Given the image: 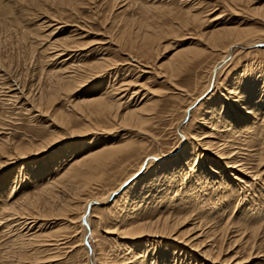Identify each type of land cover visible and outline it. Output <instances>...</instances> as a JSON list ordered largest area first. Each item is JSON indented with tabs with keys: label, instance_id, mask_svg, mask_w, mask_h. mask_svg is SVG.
<instances>
[{
	"label": "rangeland",
	"instance_id": "1",
	"mask_svg": "<svg viewBox=\"0 0 264 264\" xmlns=\"http://www.w3.org/2000/svg\"><path fill=\"white\" fill-rule=\"evenodd\" d=\"M263 7L264 0H71L68 4L60 0L53 3L48 0H0V145L6 142L7 153L15 146L29 153L26 157L12 153L10 160L0 157V264H89L91 259L98 264H137L135 257L145 253L144 264H153L154 260V264H264V219L262 226L258 225V214L251 212L254 206H264V172L260 170L262 164L255 151L259 135L249 128L251 120L256 118L223 98V93L228 95L234 84L243 87L257 81L259 87L253 96L261 95L264 99V46L260 44L238 51L221 70L218 87L212 91L211 86L204 94L214 93L216 99L212 103L217 102L218 107L224 101L227 106L232 105L231 113L227 106L225 108L227 121L212 124L210 108L204 104L207 98L202 101L204 105L199 104L204 96L198 98L192 114L183 121L188 124L189 134L210 132L208 136L211 137L206 138L220 141L218 149L233 151V157L239 159L238 168L228 167L219 155L213 158L212 150L216 147L208 151L204 145L197 146L199 158L192 159L184 171L194 168L195 177L201 173L200 183L190 185L194 178L188 173L187 182L174 180L177 189L180 188L178 193L154 192L156 196L148 201V206L147 192L134 200L137 210L130 212L137 214V220L169 216L180 221L165 242L156 243L148 235L126 234L127 222L134 217H120L123 205L119 203L127 195L117 193L114 199L107 196L137 169L146 154L165 153L164 159L155 162L167 168L181 162L179 156L189 146L183 139L184 149L178 147L179 125L185 109L205 90L212 67L225 54L222 46H211L206 33L234 18L243 20V26L253 29L256 36L264 39ZM190 13L197 16L199 22L196 20L192 26L180 25ZM142 32L153 34L160 41L157 39L148 50L149 43ZM178 50L185 52L186 62L180 63L175 72H169V65L176 62L172 55ZM102 59L109 65L105 71L96 72L93 78L82 72L80 66ZM66 71L79 73L80 82L74 86L75 90L56 92L55 97L38 110L39 106L32 99L39 97L41 92L51 91L52 80ZM111 85L120 89L116 92L121 95L115 98L121 99L122 110L133 109L149 118L142 127L112 120L107 112H96L97 109L84 102L92 95L108 93ZM259 108L264 111V102ZM45 110H49L48 115L43 112ZM60 111L63 114L56 122L62 127L51 123L52 115ZM262 118L263 113L257 119L258 124ZM244 126L248 129L240 128ZM90 129L94 130L91 134L72 136L74 132ZM52 139L55 143L51 147L35 153L43 141ZM105 142L127 148L103 170L85 177L86 189L73 200L72 210L64 217L36 219L34 211L33 215H28L9 210L11 206L21 210L28 198L41 195L43 188L59 179L75 160L70 154L82 155L94 145L103 146ZM144 162L147 165L146 159ZM206 164L219 173H214ZM155 169L154 164L150 171ZM239 177L244 180V187L239 185ZM90 197L102 202L92 204V226L97 230L95 238L90 235L88 242L83 240L84 221L79 222V217L84 201ZM115 199L118 203H114ZM127 206L133 204L127 203ZM202 231V249H208L212 257H217L220 251L219 258L204 259L205 256L192 251L190 255H196L193 258L180 254L182 260L175 262L178 252L173 251L174 243L180 244L187 239L186 234ZM41 234L47 238L64 237L60 251H53L50 245L39 248L34 243L23 245L27 238L35 239ZM90 244L93 255L86 252ZM21 246H26V250ZM161 251H168L164 253L168 259L165 262L156 256ZM154 256L157 258L152 259Z\"/></svg>",
	"mask_w": 264,
	"mask_h": 264
},
{
	"label": "bare ground",
	"instance_id": "2",
	"mask_svg": "<svg viewBox=\"0 0 264 264\" xmlns=\"http://www.w3.org/2000/svg\"><path fill=\"white\" fill-rule=\"evenodd\" d=\"M48 1L53 3L55 0H48ZM65 1H66L67 4L71 2V0H60L61 3L65 2ZM79 1H81V0H79ZM40 6L42 8L45 7L44 4H41ZM112 7H115V6L112 5ZM196 20H197V16H193V14L190 13L186 17L185 22L183 20V22H182L183 24H180V25H182V26L191 25L192 26V25L196 24ZM242 21L243 20L234 19L233 18L227 24H225L223 26L221 25V27H215L214 29H212L211 31L206 33V36L208 37V41H209V43H211V46L214 47V48L218 47V46H222L224 48L223 49V53L225 52V54L218 61V63H216L212 67V70H211L210 76H209V83L205 87V90L202 91L199 94V96L196 97L194 99V101L191 102L185 109V113L183 115L184 117H183V119H182V121H181V123L179 125V127H180L179 128V134H180L181 139H180V142L178 144V147L182 146L183 139H185V140H187L189 142V146L187 148H185V149H184L183 146L181 147V149H184L183 153L179 156V157L182 158L181 162L175 164L174 166H171V167L167 168L164 164L159 163V162H155V160L159 161L161 159H164L167 156L165 153H159V154L150 153V154H146L143 157V160L140 162V164H138L137 169H135L134 172H132L129 176H127L120 183L118 188L113 189L107 195L110 198L112 197L113 199L115 198L117 193H119V195H121V196L122 195H127L123 199V202L122 203L120 202L121 204L119 203V205H121V206L123 205V207L121 208V206L118 205L121 208V210L119 209L120 210V214H121L120 217L123 216V217L126 218V217H130L131 215H133L132 217H134L131 221H130V219H131L130 218L129 222H127L128 224L126 226L127 227V233L126 234H132V235H134L136 237L137 236L141 237V236H144V235H146V236L148 235L150 237H153L154 238L153 241H155L156 243H159V244H162L163 242H165V239L169 238L173 234L172 231L175 230V227L180 225L179 224V222H180L179 220L170 219L169 216H166V217L164 216L165 218H162V217L158 216L157 219L155 218L156 220H154V219H147V220L138 219L137 220V218H136L137 214H135V212L131 214L130 211L133 212V210L134 211L137 210V209H135V207L137 206V204H136L137 202H134V200L137 199L143 193L147 192L149 194V196L146 195V196H148L146 198L148 200H145V201H147L146 202L147 203L146 206H148V203H149L148 201L152 200L153 196H156L155 193L158 192V191H160L163 194H166V192L168 193L169 191H170V194L178 193L176 191H179L180 188L178 190L177 189L178 186L175 185V181L177 180L176 178L179 179L178 180L179 182H184L189 177L188 173H189L190 177L193 176V178H194L190 185H194L195 182L196 183H200L201 182L200 180H201V177H202L201 173H197L196 177H195L194 174H195L196 170L194 168L190 169V166H189V169H190L189 172H185L184 171L186 169L184 167L188 166V164L190 163V161L192 159L197 161V159L199 158V153L197 152L198 150H196L197 146H203L204 145L203 147L206 150H208V151H211V150H209V148L213 149V148L216 147L215 151L212 150V153L214 154V156H212L213 158L215 156L219 155L220 158H222L223 163L228 165V167L238 168L237 164L239 162V159L233 157L235 155V153H233V151H231V150L225 151L223 149H218L217 144H219L220 141L214 142V139L206 138V137H211V136H208V135H211L210 132H209L210 134L207 133V132H202L200 134L199 133L198 134H196V133H194V134L190 133L189 134L188 130H186L187 129L186 127H187L188 124L185 123L186 124L185 125L183 123V121L186 119L185 118L186 116L190 117V115L192 114V108L196 104L195 102L198 100V98L200 96L202 98V96H204V94L207 91H209V88L211 89V86L213 87L212 91L214 90V88L218 87V76L220 75L221 70L223 69V67L225 65H227V63L231 59H233L237 55L238 51H242V49H244V48L255 47L258 44L264 46V39H261L259 36H256L257 33L253 29H249L247 26H243ZM51 25H53V24H51ZM54 30H56V29H54ZM262 33H264V30H262ZM143 34L144 33L142 32V35ZM144 37H146L145 39H147L146 42L149 43L148 50L151 49V47L154 46V43L158 39V37L153 35V34L152 35L147 34ZM64 43H65V41H64ZM58 54H59L58 52L57 53L55 52L54 55L58 56ZM172 56H173L172 58L174 60H176V62L173 61L174 62L173 64L171 62L172 70H170L171 67L169 65V72L170 71L175 72L178 69L180 63L182 64V62L186 58V57H184L185 56V52L183 50L176 51ZM185 62H186V60H185ZM108 66L109 65H108L107 60L106 59H102V60H98L96 62L89 63L87 65L85 64L83 66H80V68L82 69V72L84 71L86 75L88 74V75H90L93 78V76H94V74L96 72L105 71ZM141 70H144V69H141ZM86 71H88V72H86ZM75 72L76 71H66L64 73H61V74L57 75L58 77L55 78V81L52 80V84L50 85L51 86L50 87L51 91H49V92H41L39 97L33 98L32 99L33 102L36 103L37 107L39 106V109L38 108L37 109L41 111L42 108H43V105L48 103L49 100L51 101L52 97H55L53 95H55L56 92H59L60 90H63V89H69V90L74 89L75 88L74 86H76V83L80 82V79L77 76L79 73L78 72L75 73ZM95 75H97V73ZM172 75H174V74H172ZM89 79H91V78H89ZM256 82L253 81V83H251V84H247L246 83L243 87H241L240 85H239V87L237 85L235 86V84L233 83L234 86H232L230 88V91L228 90L229 91L228 95L226 93L225 94L223 93V98L226 99V100H230L234 104L235 107H239V109H241L240 110L241 112L243 110L245 113L253 115V117L256 118L255 121L251 120L252 121L251 122L252 126L251 127L249 126V128H253V133H254V131L255 132L258 131L259 139L256 140L258 149L255 150V151H256V154L258 156L259 163L262 164L260 170H261V172H264V111H262L259 108V105H261L264 102V99H263V96H261V95L260 96H253L254 93H256L257 88L259 87V84H257ZM113 86L111 85L112 89L108 93H105L103 91L104 93H100V94H97V95H92L89 98L87 97L88 99L86 101H84V102L86 104H89V106H93V108L97 109L96 112H107V116L110 119H112V120H118V121H120L122 123H127L128 125L130 124L129 126L134 125L136 128H137V126H139V127L141 126L142 127V124L143 123L145 124V122H147L149 118H146V117H143V116L139 115L138 112L136 110H133V109L132 110H128V111L122 110L121 109V102L119 101L121 99H119V98L116 99L115 98L116 95H118V94L121 95V93H119V91L116 92L118 87H113ZM118 90H120V89H118ZM101 91L102 90H100V92ZM210 93H212V92H210ZM214 95L215 94L212 93V94H208L207 96H204L203 99H201V101L199 102V104L202 105L203 104L202 101L205 98H207V100H206V102L204 104H206L208 106V108H210L209 109L210 110L209 116L211 115V120L213 121L212 124H214V125L215 124L218 125V124H221V123L223 124V123H225L227 121V114H226V110H225L227 104H225V101H224V102H221V107L220 106L218 107V103L217 102L212 103L216 99V98H214ZM199 104H198V106L200 107ZM34 106L32 105V107H34ZM44 106H46V105H44ZM198 106H195V107H198ZM220 109H221V111L223 109V112H225V114L223 112H221ZM227 109L230 110L229 113H231L232 112L231 111L232 110V105H228ZM43 112L46 113V115H48L49 110L48 111L45 110ZM261 113H263V118H262L261 122L258 124L257 123V119H259V116L261 115ZM41 114L42 113H40V115L39 114L38 115L42 116ZM58 114L60 115L61 111H60V113L57 112L56 114L54 113V115H52L53 119L51 118V121H52L51 123L53 125H57L58 127H62L60 123L58 124L56 122V119H59V117H61L63 112H62V114L60 116ZM150 120H151V117H150ZM91 127H93V126H91ZM240 128L242 130H244L245 128L248 129V127H246V126L240 127ZM211 129L214 130L215 128L213 127ZM94 130H95V128H94ZM94 130H92V129L87 130V131L84 130V132H79V133L78 132L77 133L74 132L72 134V136L83 137V136H85V135H87L89 133L91 134V132L94 131ZM141 130H142V128H141ZM240 130H239V132H240ZM72 132H73V130H72ZM202 135H204V136L201 138L200 136H202ZM192 139H194L196 142L191 141ZM5 143L0 145V157H3V158L6 157L7 160H10L11 159L10 157H11L12 153L18 154V157H26L29 154L26 150L21 149L20 147H16V146L12 147V152L11 153H7L6 148L4 146ZM54 143H55L54 139H52L51 141H46V142L43 141V143H41V145L37 148V152H35V151H33V152H35L36 154H40L42 151L47 150L48 147H51ZM226 143H228V142H226ZM126 148L127 147L123 148L122 145L120 146V145L114 144L112 142L111 143L105 142L103 146L94 145L93 147H91L89 150H87L82 155L70 154V155H72V156H70V158L73 159V157H75L74 158L75 160H73L74 162L70 165L69 168L67 167L66 172L64 171L65 173L60 175L61 177L59 179H57L55 182L51 183L50 185L46 186L45 188H43V190L41 192V195H37L34 198H31V197L28 198L27 201H26V204L21 208V210H20V208L17 209L18 208L17 206H11L9 208V210L11 212L15 213V214H19V212L22 211L21 213L28 214V215H33L31 212L34 211L35 212L34 213V217L36 219L47 218L48 216H50V217L51 216L58 217L59 215H62V216L66 215V212H69L70 210H72V202H73V200L79 198L80 194H81L80 192L81 191L83 192L86 189V184L88 182H84L85 177H88L91 173H93L96 170H100V169L103 170L110 162H112L113 160H116V158H118L119 155L126 150ZM70 158L68 160H70ZM145 159H146V164L147 165L144 164L145 163L144 162ZM42 161L46 162L45 158H43ZM5 162H7V161L5 160ZM205 162H207V160H205ZM154 164H155L156 169L154 171H150V168ZM239 164H241V163H239ZM206 166L208 168H210L214 173H217V174L219 173L218 170L211 168V166L209 164H206ZM262 167H263V170H262ZM241 168L243 170H246L245 167H243V165L241 166ZM185 177H187V178L185 179ZM239 178H240L239 179V181H240L239 185L241 187H244V185H243V183H245L244 180L241 177H239ZM190 185H188V186H190ZM57 188H59V189L62 188L63 190L60 189L61 190L60 191ZM187 189H188V187H187ZM67 190L72 192V194L70 192H68ZM58 191H60L61 194ZM66 192L69 193V195H67ZM170 197L173 198V196H170ZM169 200H171V199H169ZM116 201L117 200L115 199L114 203H118ZM118 201H120V200H118ZM84 202L85 203L83 205L82 213H81V215L79 217L80 220L79 219L78 220H79V222H83L84 221V224H83L84 228L82 229L83 230V235H82L83 240L84 241L87 240L88 242H90V235L93 238H95L96 230H97V228H96V230L94 229L95 225H94V227L92 226L94 224V223L92 224V210L94 208V206H92V204L96 203V202H100L101 203L102 200L90 197V198L86 199V201H84ZM127 203H132L133 206L132 207H130V206L128 207ZM118 206H117V208H118ZM257 207L256 206L252 207L251 208L252 209L251 212L254 215L258 214V217H259L258 225L262 226L263 219H264V206L260 205L258 208ZM90 209H91V211H90ZM87 211H88V214H86ZM223 212L225 213V211H223ZM18 218H19V216H18ZM10 219H12V218H10ZM69 221L71 222L72 220H69ZM125 221H126V219H125ZM127 221H128V219H127ZM74 222H77V220L74 221ZM15 223H19V222H15ZM17 225H19V224H17ZM21 226L22 225H20V227ZM201 233H203V231L200 232L199 234H191L189 236H187L188 234H186L187 239L181 241L180 244L179 243L178 244L174 243L175 246H173L174 247L173 251L174 252H178V255L174 256L175 257V262L178 263L179 259L182 260V256L179 257L180 254L181 255L184 254V258H185V256H188V255L190 256V258H193V255L195 253H192L190 255V253L192 251H197L198 253L202 254L203 257L205 256L204 259H206L208 257H212V254L210 253V251L208 249H202V247H204V246H203V244H202V242L200 240V237H201L200 234ZM87 236H88V239H86ZM35 237H36L35 239L27 238L26 240L28 242L23 239V241H25L23 243V245H27V244H30V243L33 244L34 243L33 245L36 244L38 246V248L39 247H44V246L48 247V245H50V246H52V248H51L52 250L55 249L57 251H60L59 250V248H60L59 246H60V244H61V242H62V240L64 238V237H61L60 235H53V236H51V238L50 237L47 238V237L44 236V234L36 235ZM157 237H159L160 240L158 238V241H156ZM176 237H177V235H176ZM176 237H174V238L177 239ZM183 237H185V236L183 235ZM171 239L175 240L173 238H171ZM19 243H21V242H19ZM63 244H64V242H63ZM91 245L92 244L89 245V247H90L89 250H88V248L86 249L87 250L86 252L87 253H91V255H93L94 254V249H93V247ZM25 247L26 246H21V248L23 250L25 249ZM33 249H35V248H33ZM12 250H14V249H12ZM23 250L20 253H22ZM55 250H53V251H55ZM200 250L202 252H200ZM19 251H20V249H19ZM146 251H147V249H146ZM56 253H58V252H56ZM164 253H168V251L167 252H162L161 251L160 253H158V252L156 253V256L158 255V259L161 260L163 258L162 262H165V261L168 260L166 258V256H164L165 255ZM145 254L143 256H136L134 254L136 256L135 260H136L137 264H144V262H146L145 259L147 257H146ZM220 254L221 253L219 251L217 257H212V258L218 259ZM20 255L22 257V255H24V254H20ZM156 256H154L152 259L157 258ZM194 256H196V255H194ZM184 258H183V260H184ZM21 260L22 259H20L19 261H21ZM154 263H156V260H154ZM89 264H98V263L96 262V260L94 261L93 259H91Z\"/></svg>",
	"mask_w": 264,
	"mask_h": 264
}]
</instances>
